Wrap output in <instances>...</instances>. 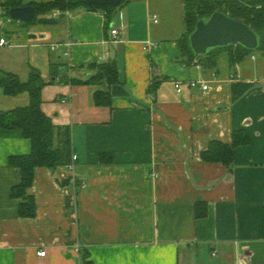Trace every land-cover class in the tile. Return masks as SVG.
<instances>
[{"label": "crops", "instance_id": "1", "mask_svg": "<svg viewBox=\"0 0 264 264\" xmlns=\"http://www.w3.org/2000/svg\"><path fill=\"white\" fill-rule=\"evenodd\" d=\"M185 1L127 0L111 21L78 7L28 25L0 2V75L27 80L34 67L48 77L62 62L61 75L78 81L42 91L44 113L71 127L78 160L36 168L34 218L19 214L12 190L21 171L9 165L32 143L21 129L0 128V264H264V57L189 63ZM113 26L123 41L112 40ZM147 39L157 47L144 49ZM107 61L119 79L112 104L98 106L103 85L83 82ZM201 79L209 90L189 85ZM29 103L28 93L0 88V111ZM238 131L250 141L234 147L230 166L202 158Z\"/></svg>", "mask_w": 264, "mask_h": 264}, {"label": "trees", "instance_id": "2", "mask_svg": "<svg viewBox=\"0 0 264 264\" xmlns=\"http://www.w3.org/2000/svg\"><path fill=\"white\" fill-rule=\"evenodd\" d=\"M127 0H124V2ZM4 13L9 17V11L14 6H27L32 4L36 9V17L25 25L53 24L54 17H49L52 11L59 9L62 12L71 11L78 7L106 12L108 21L112 20L115 6L105 5L96 6L87 0H0ZM123 2V3H124ZM185 24L186 33L181 41L182 52L188 57V62L194 60L202 62L210 68L217 67L221 55H226L228 64L234 65L241 63L249 56L259 54L264 57V0H186L185 1ZM216 10H221L226 14L249 24L261 37L258 48L251 50L244 45H229L228 47H215L206 55L197 57L193 52L189 34L194 30L196 22L201 17H209ZM67 64L58 62L53 63L48 77L43 76L38 69L31 67L30 76L27 80L20 79L18 74L5 72L0 75V88L7 95L15 96L19 93H28L30 103L26 106H18L11 110L0 111V128L21 129L24 136L32 143L30 154H17L10 156L9 165L21 171V181L12 190L14 198H21L19 203V214L26 218L36 216V200L29 194V189L33 186L36 168L49 167L55 169L61 165H67L73 159L72 129L69 126H57L51 117L42 110V91L47 84L56 81L77 83L76 79L61 75V68ZM92 69L95 73L91 75L85 84L103 85L97 89L93 98L98 106H110L112 97L109 88L116 84L119 73L116 61L101 62L93 64ZM80 82V81H79ZM160 80H155L152 85L153 92L159 88ZM250 141V136L245 131L235 132L231 144L221 141L212 142L207 150L204 151L202 158L209 161H221L226 165L232 164L234 147L239 144H246Z\"/></svg>", "mask_w": 264, "mask_h": 264}, {"label": "water", "instance_id": "3", "mask_svg": "<svg viewBox=\"0 0 264 264\" xmlns=\"http://www.w3.org/2000/svg\"><path fill=\"white\" fill-rule=\"evenodd\" d=\"M96 6H119L124 0H87ZM11 18L28 23L36 17V9L32 4L27 6H14L10 9ZM194 30L189 34L193 52L197 57L206 55L215 47H228L229 45H244L255 50L261 37L246 22H242L221 10H216L209 17H201Z\"/></svg>", "mask_w": 264, "mask_h": 264}, {"label": "built area", "instance_id": "4", "mask_svg": "<svg viewBox=\"0 0 264 264\" xmlns=\"http://www.w3.org/2000/svg\"><path fill=\"white\" fill-rule=\"evenodd\" d=\"M104 13H105V15H106V12H104ZM60 14H62V11L59 10V9H56V10L52 11L51 17H54V18H55L56 16H58V15H60ZM156 21H157V20H156ZM111 38H112L113 41H114V40H115V41H123V40H122V29L119 28V27H115V26H113V28H112V30H111ZM5 42H6V39H5V38H1V39H0V44H1V45H4ZM157 44H158V42H156V41H154V40H152V39H147V40H144V41H143V48L146 49V50H150L151 48L157 47ZM67 45L71 46L72 43L69 42V43H67ZM56 46H57V45H55V46H53V47L55 48ZM252 58L255 60V59H256V55L253 54V55H252ZM236 77H238V76H236V74H232V75L230 76V78H232V79H233V78H236ZM189 85H190L191 87H200V88L203 89L204 91H207V90H209V88H210V84H209V82H208V81H205V80H202V79H201V80H198V81H196V80H191V81L189 82ZM176 86H177V90H178V91H182V89H183V84H182V83L177 82V83H176ZM72 156H73L72 162H71L70 164L65 165V167L68 168V169H72V168L74 167L76 161L78 160V156H77L76 153H73ZM38 254H39L40 256H45V255H46V251L40 250Z\"/></svg>", "mask_w": 264, "mask_h": 264}, {"label": "rangeland", "instance_id": "5", "mask_svg": "<svg viewBox=\"0 0 264 264\" xmlns=\"http://www.w3.org/2000/svg\"><path fill=\"white\" fill-rule=\"evenodd\" d=\"M126 2H127V1H125L123 4H121V5L117 6V7H121V6L125 5ZM174 4H175V3H174ZM117 7H116V8H117ZM13 21H14V22H19V23L21 22V21H17V20H15V19H14ZM221 56H224V55H221ZM194 61H195V60H194ZM203 65H204V64H203Z\"/></svg>", "mask_w": 264, "mask_h": 264}]
</instances>
